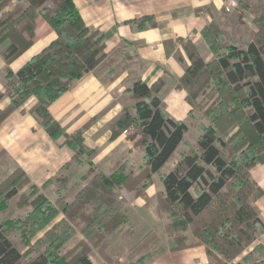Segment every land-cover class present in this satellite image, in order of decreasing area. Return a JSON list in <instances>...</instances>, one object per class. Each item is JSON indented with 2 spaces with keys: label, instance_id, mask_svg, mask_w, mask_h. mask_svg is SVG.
<instances>
[{
  "label": "trees",
  "instance_id": "trees-1",
  "mask_svg": "<svg viewBox=\"0 0 264 264\" xmlns=\"http://www.w3.org/2000/svg\"><path fill=\"white\" fill-rule=\"evenodd\" d=\"M14 1L0 0V57L7 66L5 86L10 97V104L0 111V123L34 97L31 116L53 140L65 139L75 156L42 187L31 184L19 168L0 183V215L6 218L0 223V264H95L92 248H98L101 264H114L106 254V240L128 222L123 191L143 196L155 174L165 188L157 194L158 210L168 216L164 231L174 237L173 250L204 246L214 259L211 264H264L262 243L235 262L256 242L258 233H264V224L250 204L260 194L251 171L264 164V22H257L256 40L239 48L219 45L220 23L215 20L202 33L215 55L212 61L205 62L197 48L186 44L191 64L178 82L162 79L148 86L137 81L128 87L135 105L124 108L113 121L112 138L128 131V138L144 151V162L138 170L120 162L106 175L92 163L95 151L84 145L86 128L68 135L50 111L74 81L107 58L103 34L87 27L73 0H18L7 10ZM39 20L57 37L13 73L11 64L40 37ZM109 68L113 74L111 62ZM173 87L187 92L193 110L200 111L203 97L208 103L202 109L205 122L196 145L181 153L173 171L162 175L180 145H186L188 132L185 122L169 118L164 111ZM207 90L213 92L211 97ZM83 158L88 171L69 185L67 170ZM53 186L57 187L54 203L45 195ZM11 230L30 244L42 235L33 245L35 256L25 257ZM188 232L197 242H189ZM78 234L82 239L64 251Z\"/></svg>",
  "mask_w": 264,
  "mask_h": 264
},
{
  "label": "crops",
  "instance_id": "crops-1",
  "mask_svg": "<svg viewBox=\"0 0 264 264\" xmlns=\"http://www.w3.org/2000/svg\"><path fill=\"white\" fill-rule=\"evenodd\" d=\"M87 27L104 36L106 59L92 72L73 82L67 93L50 108L53 118L68 135L86 128L84 145L95 151L92 163L106 175L125 162L138 170L144 162V151L127 135L112 138V123L124 108L135 102L127 88L137 81L152 86L159 80L177 81L184 75L191 61L185 45L190 44L209 61L213 55L204 42L203 30L218 20L222 29L231 24L232 13H226V0H73ZM246 3L247 0H240ZM18 2L15 0L7 10ZM245 7L248 4H244ZM247 5V6H246ZM247 9V8H246ZM238 11V10H237ZM235 14V13H234ZM144 26L145 28H141ZM40 37L35 45L10 66L13 73L48 46L57 35L49 32L42 20L38 22ZM29 54V55H28ZM32 54V55H31ZM28 57V58H27ZM109 62L114 73L109 74ZM6 63L0 57V111L10 104L6 93ZM37 99H27L20 108L0 123V183L16 169L23 170L31 184L42 187L60 169L71 162L75 152L65 139L53 140L31 114ZM166 115L185 122V140L196 144L202 124L200 116L187 102V92L173 87L164 100ZM180 145L161 170L166 175L180 160ZM89 169L87 159H80L67 170L69 185L78 183ZM252 180L260 194L251 200L264 224V164L251 171ZM165 188L159 174L145 194L135 197L123 191L124 212L128 222L108 237L107 256L114 264H211L213 258L204 246L173 250L174 237L164 231L168 216L159 213L157 194ZM57 187L45 192L51 202L57 200ZM258 233V232H257ZM189 242H197L188 232ZM264 244V233L247 248Z\"/></svg>",
  "mask_w": 264,
  "mask_h": 264
},
{
  "label": "rangeland",
  "instance_id": "rangeland-1",
  "mask_svg": "<svg viewBox=\"0 0 264 264\" xmlns=\"http://www.w3.org/2000/svg\"><path fill=\"white\" fill-rule=\"evenodd\" d=\"M246 3L248 4V6L246 5L247 7H245V5H244ZM246 3H243L239 0L238 7L235 10H233L234 12L232 11L233 15H234V16H232V21L237 22L238 24H236V25L231 24L229 27H227L225 29L226 33L224 32V30L222 29V27L220 25L221 35H220L219 45L221 47L234 44V45L238 46L239 48H246L249 43L256 40V37L259 34V27L257 26V22H259V21L264 22V0H247ZM232 12H230V13H232ZM226 13H228V12H226ZM203 40L209 49V53L213 55V58H211L209 60V62H210L214 59L215 55L211 51V49L209 48L205 39H203ZM198 52H199V50H198ZM199 54L201 55V57L203 58V60L205 62H208L202 56L201 52H199ZM207 92L209 94L207 97H211L213 92L210 90H207L206 94H207ZM215 96H216V94H215ZM201 99H202V107H201L200 111H197V110H194V111L197 113L198 116H200V118L202 119L201 121L205 122V120L203 119V110L202 109H204V107L206 106L208 101L204 97ZM195 145L196 144L193 145L190 142L186 141V145H182V146L185 147L184 151H189L190 150L189 146L194 147ZM182 152L183 151H181L179 153L180 159H181V153ZM136 172H138V171H136ZM252 199L253 198L250 199V204H251ZM15 201H16V199H13L10 202L9 207L14 208ZM24 213H26V211L17 212V214H24ZM5 219L6 218H4L2 215H0V223L4 222ZM260 235L261 234L258 233L257 236H260ZM10 236H11L13 242L19 248V250L23 254L26 255L25 257H32V256L36 255L37 247H33V245L38 240V238L42 237V235H39V237L36 240L32 241L31 244H30V242H26V243L22 242L20 236L17 233L12 232V230L10 231ZM81 239H82V236L80 234H78L71 242H69L67 244L64 251H67V250L71 249L72 247H74ZM106 241L108 242V240H106ZM97 249L98 248H92L91 259L95 264H101L103 261L101 260V257L99 256V254L97 252ZM246 251H247V249H246ZM242 257H243L242 255L240 257H238L235 260V262H239L242 259ZM213 261H214V259H213ZM125 264H128V263H125Z\"/></svg>",
  "mask_w": 264,
  "mask_h": 264
},
{
  "label": "built area",
  "instance_id": "built-area-1",
  "mask_svg": "<svg viewBox=\"0 0 264 264\" xmlns=\"http://www.w3.org/2000/svg\"><path fill=\"white\" fill-rule=\"evenodd\" d=\"M239 0H226L224 9L226 12L230 13L238 7ZM123 134L127 135L128 131H124Z\"/></svg>",
  "mask_w": 264,
  "mask_h": 264
},
{
  "label": "bare ground",
  "instance_id": "bare-ground-1",
  "mask_svg": "<svg viewBox=\"0 0 264 264\" xmlns=\"http://www.w3.org/2000/svg\"><path fill=\"white\" fill-rule=\"evenodd\" d=\"M29 55V54H28ZM32 55V54H31ZM28 58V57H27Z\"/></svg>",
  "mask_w": 264,
  "mask_h": 264
}]
</instances>
